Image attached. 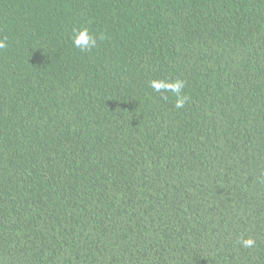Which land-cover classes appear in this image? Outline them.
Returning <instances> with one entry per match:
<instances>
[{
  "label": "trees",
  "instance_id": "obj_1",
  "mask_svg": "<svg viewBox=\"0 0 264 264\" xmlns=\"http://www.w3.org/2000/svg\"><path fill=\"white\" fill-rule=\"evenodd\" d=\"M0 40V264H264V0H0Z\"/></svg>",
  "mask_w": 264,
  "mask_h": 264
},
{
  "label": "clouds",
  "instance_id": "obj_2",
  "mask_svg": "<svg viewBox=\"0 0 264 264\" xmlns=\"http://www.w3.org/2000/svg\"><path fill=\"white\" fill-rule=\"evenodd\" d=\"M103 39V36L100 37ZM74 45L81 51H91L97 45V37L95 34L90 32L87 27L77 29L73 37ZM7 47L4 40H0V49ZM150 86L157 92L163 89L165 92H171L176 97L175 107L177 109L182 108L187 100L186 95L183 93L185 81L177 79L174 82H168L166 80H152L149 82ZM167 98V97H165ZM237 243L242 244L243 247H252L255 243L254 239L249 237L247 239H240Z\"/></svg>",
  "mask_w": 264,
  "mask_h": 264
}]
</instances>
